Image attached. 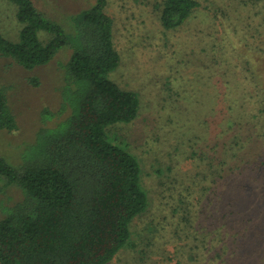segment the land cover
<instances>
[{
  "label": "rangeland",
  "instance_id": "rangeland-1",
  "mask_svg": "<svg viewBox=\"0 0 264 264\" xmlns=\"http://www.w3.org/2000/svg\"><path fill=\"white\" fill-rule=\"evenodd\" d=\"M32 1L53 20L90 6ZM107 1L121 58L107 78L137 93L140 111L106 134L139 161L148 199L128 245L108 264H264V98L257 91L264 94V0H195L199 7L173 31L160 24L161 0ZM16 14L0 0V34L14 43L22 29ZM69 56L61 51L31 71L0 57V85L17 122L16 131H0V156L13 164L42 128L63 118L42 115L59 109L60 65ZM19 199L15 188L0 193L8 205Z\"/></svg>",
  "mask_w": 264,
  "mask_h": 264
},
{
  "label": "trees",
  "instance_id": "trees-1",
  "mask_svg": "<svg viewBox=\"0 0 264 264\" xmlns=\"http://www.w3.org/2000/svg\"><path fill=\"white\" fill-rule=\"evenodd\" d=\"M6 1L16 6L22 29L17 43L0 34V57L31 71L61 51L70 56L60 65L59 109L42 115L43 121L63 118L37 133L21 164L0 156V193L20 192L11 205L0 201V264H108L128 245L130 224L148 207L139 161L106 134L116 123L133 122L140 111L138 94L107 78L121 63L108 1L85 0L89 8L58 20L32 0ZM198 7L195 0H161L160 24L176 30ZM257 91L264 98L258 85ZM16 129L0 85V131Z\"/></svg>",
  "mask_w": 264,
  "mask_h": 264
}]
</instances>
